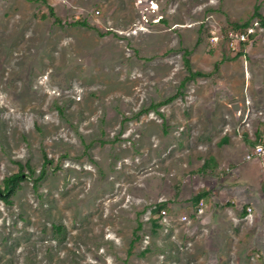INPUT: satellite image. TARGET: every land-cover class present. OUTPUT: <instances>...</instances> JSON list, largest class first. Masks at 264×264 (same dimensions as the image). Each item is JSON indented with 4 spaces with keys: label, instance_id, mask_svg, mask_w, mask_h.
I'll return each instance as SVG.
<instances>
[{
    "label": "rangeland",
    "instance_id": "obj_1",
    "mask_svg": "<svg viewBox=\"0 0 264 264\" xmlns=\"http://www.w3.org/2000/svg\"><path fill=\"white\" fill-rule=\"evenodd\" d=\"M257 124L264 0H0V264H264V195L211 190Z\"/></svg>",
    "mask_w": 264,
    "mask_h": 264
},
{
    "label": "crops",
    "instance_id": "obj_2",
    "mask_svg": "<svg viewBox=\"0 0 264 264\" xmlns=\"http://www.w3.org/2000/svg\"><path fill=\"white\" fill-rule=\"evenodd\" d=\"M255 130L258 133L259 141L264 145V124H257ZM226 131L227 134L229 133V138L225 140L226 149H224V154L218 153L219 157L217 158V161L220 163V168L228 170V173L226 178L223 179L224 181L220 184H218V180H216L215 188H211V190L213 189L212 191L214 193L217 188L218 196L223 198V200L224 198L228 201L232 200V202L235 203L236 208H240L241 206H244L245 203L249 202L255 205V203L259 201V197L261 198L264 195V155L252 158V162L247 165L248 167L245 170L246 173H244L248 182L244 183V185L239 183L232 174L237 171L238 166H241V155L244 154L242 156L243 159L245 158V153L244 151L240 153L237 150L240 145L249 146L252 145V142L250 143L249 139H246V141L240 140V138L236 136L235 131L233 134H231L229 130ZM234 138H237L238 140L235 141ZM247 154L248 153H246V155Z\"/></svg>",
    "mask_w": 264,
    "mask_h": 264
},
{
    "label": "trees",
    "instance_id": "obj_3",
    "mask_svg": "<svg viewBox=\"0 0 264 264\" xmlns=\"http://www.w3.org/2000/svg\"><path fill=\"white\" fill-rule=\"evenodd\" d=\"M51 12L53 13V8L50 6L49 7ZM252 20H248L246 23L240 25L238 28H233L235 30H243L248 32L247 29L251 27ZM82 24L87 25V23L83 22ZM252 33L249 34V40L252 37ZM240 43L241 50L240 54L244 53V49L247 46L248 41ZM191 51L190 49L186 48L184 51V63L186 68L188 69L190 73L189 78H194V77H200V76H205V73L201 71H194L192 69V63L190 60V55ZM262 144V143H261ZM49 162V160H45V163ZM45 170H43L41 177L44 175ZM26 175L20 171L16 172L10 176H7L2 183H0V200L4 201L7 204H10L12 202V197L15 195L17 189L21 186V183L26 179ZM201 194H198V201L200 202ZM199 204V203H198Z\"/></svg>",
    "mask_w": 264,
    "mask_h": 264
},
{
    "label": "built area",
    "instance_id": "obj_4",
    "mask_svg": "<svg viewBox=\"0 0 264 264\" xmlns=\"http://www.w3.org/2000/svg\"><path fill=\"white\" fill-rule=\"evenodd\" d=\"M140 29H143V28H140ZM228 34H229V37L231 39V45L235 49L236 45H240V43L246 42L247 40H249L250 31L246 32L243 30H237V31L230 30L228 32ZM262 155H264V145L259 144V145L255 146V148L252 152H249L246 155V158L252 159L254 157H259ZM250 210H251V208H250ZM204 211H205V201H204V199H201L198 206H197V212L199 214H202V213H204Z\"/></svg>",
    "mask_w": 264,
    "mask_h": 264
},
{
    "label": "water",
    "instance_id": "obj_5",
    "mask_svg": "<svg viewBox=\"0 0 264 264\" xmlns=\"http://www.w3.org/2000/svg\"><path fill=\"white\" fill-rule=\"evenodd\" d=\"M232 109L234 112L238 113L241 110V104L240 102H235L232 104Z\"/></svg>",
    "mask_w": 264,
    "mask_h": 264
}]
</instances>
